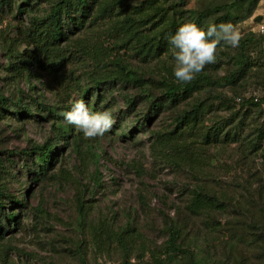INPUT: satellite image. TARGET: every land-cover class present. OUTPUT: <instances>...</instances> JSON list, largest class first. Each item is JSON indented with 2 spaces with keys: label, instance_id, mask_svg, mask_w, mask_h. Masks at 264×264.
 Returning a JSON list of instances; mask_svg holds the SVG:
<instances>
[{
  "label": "rangeland",
  "instance_id": "rangeland-1",
  "mask_svg": "<svg viewBox=\"0 0 264 264\" xmlns=\"http://www.w3.org/2000/svg\"><path fill=\"white\" fill-rule=\"evenodd\" d=\"M55 1L0 5V95L11 109H0V191L20 222L0 235V264H264V0L230 13L243 35L239 46L222 44L216 63L194 79L200 88L173 104L163 102L165 85L179 82L162 29L170 20L204 28L235 0H89L84 23L59 45L65 67L22 65L34 50L31 30ZM240 60L246 72L222 82ZM95 88L99 100L90 105L112 113V128L95 139L75 127L66 133L61 113L81 100V90ZM215 97L222 100L208 102L203 126L177 122ZM19 108L41 118L13 117ZM213 127L220 134L206 144ZM51 145V166L29 174L35 148ZM199 191L223 210L190 213ZM172 226L191 255L168 258Z\"/></svg>",
  "mask_w": 264,
  "mask_h": 264
},
{
  "label": "trees",
  "instance_id": "trees-1",
  "mask_svg": "<svg viewBox=\"0 0 264 264\" xmlns=\"http://www.w3.org/2000/svg\"><path fill=\"white\" fill-rule=\"evenodd\" d=\"M164 0H151L153 3H159ZM261 0H235L232 4L225 5L222 8L225 11L224 16L217 18L212 24H220V23H233V19H230V13L232 11H237L242 4L246 3L245 9H255L258 3ZM0 5L8 8H12L13 2L12 0H0ZM92 4L89 0H56L53 2L49 13L46 18L37 20L38 27L36 30H31L30 39L31 45H33L34 50L26 53V57L22 59L21 64L27 66L29 63L35 65H41V63H45L53 70H59L62 67L66 66L67 58L63 56L62 51L59 48L61 41L66 38L65 33L70 31L71 27L79 26L84 23L85 18L87 17V13L90 12V6ZM244 9V10H245ZM12 10V9H11ZM21 11V8H18ZM201 18L196 16L195 21L200 23ZM179 24H177L174 20H170L168 25L162 29V32L166 37H169L177 31L179 28ZM205 25L204 28H206ZM238 70L237 72L231 76L230 78H224L222 82H226L227 84H233L237 82L240 78V74H244L247 70L246 65L243 64V61H238ZM30 65V64H29ZM240 75V76H239ZM100 84V83H98ZM166 93L165 98L163 100L164 103H176L181 99H185L186 97H190L193 95L198 88H200V83L197 80H193L191 83L183 84V83H167L166 85ZM99 89L95 88L88 92L86 89L81 90L80 99L83 100L89 107L91 111H96L95 106L90 105V100L94 98V104L99 100ZM91 96L88 99V96ZM222 100L220 97L210 98L204 102H198L194 104L190 110L183 111L182 114L178 117L177 122L180 125H188V126H198L204 125L205 119L208 114L210 101ZM264 104V100H262ZM163 102L158 104H153L152 112L156 110H160L163 107ZM209 102V103H208ZM130 105H134L131 101H129ZM253 104V103H252ZM90 105V106H89ZM255 105V104H254ZM38 110L47 111V108L41 107L39 104H36ZM130 106V107H132ZM4 108L6 112H10L11 109L7 107L6 99L0 95V109ZM13 109V108H12ZM49 116L53 117L51 111L48 112ZM11 115L15 118L25 117V118H33L38 119L41 118L37 114H31L29 111H25L19 108V112L11 113ZM151 116L144 117L143 123L148 124L151 120ZM143 124V126H145ZM67 128L64 130L67 132L73 131L74 126L67 123ZM220 132L216 127L209 129L203 135V141L206 144L215 143V139L218 138L217 134ZM66 137V136H65ZM231 134H225L224 139H230ZM55 147H37L32 152L35 154L36 161L34 162L35 167L31 170L28 169L27 172L29 174H33L34 176H42L47 169L51 166L53 156H54ZM32 155H30L31 157ZM5 192L0 191V235L3 232H7L11 229L10 226L17 228L19 226V220L17 219V214L11 212V210H5V203L3 202L5 197ZM14 204L22 205V202H18L17 199L12 198ZM224 204L215 196L208 195L202 191L196 192L192 196L191 203L188 206V210L190 213L194 215H199L202 211L209 210H223ZM180 237V231L175 227H169L168 229V242L167 246V255L168 258L175 257L180 253H184L187 255H191L189 252H185L179 245L178 239ZM196 264V263H193Z\"/></svg>",
  "mask_w": 264,
  "mask_h": 264
},
{
  "label": "clouds",
  "instance_id": "clouds-1",
  "mask_svg": "<svg viewBox=\"0 0 264 264\" xmlns=\"http://www.w3.org/2000/svg\"><path fill=\"white\" fill-rule=\"evenodd\" d=\"M243 35L232 23L209 24L206 28L187 22L169 36L174 60L173 75L179 83L188 84L196 79L207 65L217 61L222 44L236 48ZM64 120L83 133L85 139L103 137L115 120L109 111H91L83 100L72 102L71 110L62 112Z\"/></svg>",
  "mask_w": 264,
  "mask_h": 264
}]
</instances>
